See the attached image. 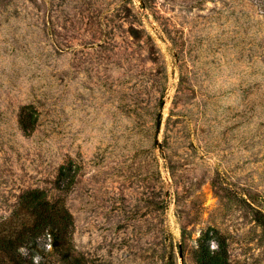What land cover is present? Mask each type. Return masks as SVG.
I'll list each match as a JSON object with an SVG mask.
<instances>
[{"label": "rangeland", "instance_id": "374dc122", "mask_svg": "<svg viewBox=\"0 0 264 264\" xmlns=\"http://www.w3.org/2000/svg\"><path fill=\"white\" fill-rule=\"evenodd\" d=\"M35 190L66 264H264V0H0V224Z\"/></svg>", "mask_w": 264, "mask_h": 264}, {"label": "trees", "instance_id": "16d2710c", "mask_svg": "<svg viewBox=\"0 0 264 264\" xmlns=\"http://www.w3.org/2000/svg\"><path fill=\"white\" fill-rule=\"evenodd\" d=\"M28 109L29 114L20 118L24 131H31L38 120L36 110ZM17 212L22 213V219L0 224V264H46L44 259L49 256H56L65 264L69 262L73 221L65 207L50 203L43 192L35 190L26 194ZM211 238L209 232L203 236L199 264H230L225 241L217 237L218 249L212 250L208 243ZM36 255L42 256L40 262H36Z\"/></svg>", "mask_w": 264, "mask_h": 264}]
</instances>
